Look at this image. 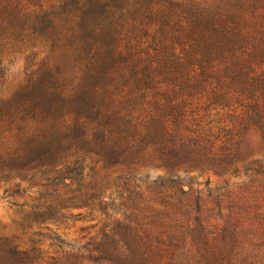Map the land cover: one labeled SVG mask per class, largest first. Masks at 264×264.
<instances>
[{"label":"trees","instance_id":"16d2710c","mask_svg":"<svg viewBox=\"0 0 264 264\" xmlns=\"http://www.w3.org/2000/svg\"><path fill=\"white\" fill-rule=\"evenodd\" d=\"M16 59L22 80L0 90V182L25 185L43 210L114 186L131 234L104 236L103 263L239 264L209 234L195 247L208 250L164 260L173 238L190 244L177 204L193 173L264 175L255 150L242 153L246 138L264 151V0H0V80ZM41 241L0 237V264L90 259L51 257Z\"/></svg>","mask_w":264,"mask_h":264},{"label":"rangeland","instance_id":"374dc122","mask_svg":"<svg viewBox=\"0 0 264 264\" xmlns=\"http://www.w3.org/2000/svg\"><path fill=\"white\" fill-rule=\"evenodd\" d=\"M24 63L16 59L9 66L8 74L0 80V90L6 92L14 88L23 78ZM255 140L246 138L242 153L255 150L252 159L264 160V151H257L253 146ZM205 173H193V180H186L184 190L187 195L177 204L178 212L183 220H189L190 229L184 227V242L177 243L176 248L166 247L164 262L170 263L173 256H186L198 249L208 250L206 246L198 249V235L209 234L212 239L210 247L225 249V257L236 255L235 260L242 264L244 251L262 254L264 259V175H246L242 165L236 174L221 176L208 166ZM155 173H153L154 175ZM18 181L11 179L0 182V237H19L27 243L30 239H39L44 248H49V256H57L67 252L69 248L79 250L84 258L82 264H107L100 261L95 252L101 246H110L104 236L112 230L129 235L130 230L118 226V221L127 222L123 216L125 204L117 199L116 188L112 185L104 191L101 198L89 196L85 201H69L68 198H49V208L38 209L36 206L45 201H37L35 194L26 186L17 188ZM94 194V193H93ZM162 211L176 214L174 207L163 208ZM200 214V215H199ZM206 223L208 229L198 225V217ZM190 226V225H189ZM38 234V236H37ZM128 235V236H129ZM127 236V235H126ZM238 237L242 246L236 242L223 243L220 239L230 240ZM214 239L217 240L213 244ZM213 244V245H212ZM94 252L90 254V252ZM183 264H192L185 261Z\"/></svg>","mask_w":264,"mask_h":264}]
</instances>
